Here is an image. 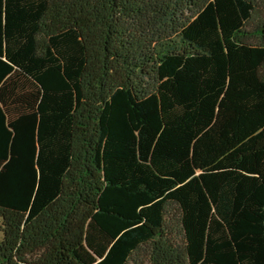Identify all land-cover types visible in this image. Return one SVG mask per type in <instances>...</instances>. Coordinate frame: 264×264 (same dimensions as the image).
I'll list each match as a JSON object with an SVG mask.
<instances>
[{
  "label": "trees",
  "instance_id": "16d2710c",
  "mask_svg": "<svg viewBox=\"0 0 264 264\" xmlns=\"http://www.w3.org/2000/svg\"><path fill=\"white\" fill-rule=\"evenodd\" d=\"M0 264H264V0H0Z\"/></svg>",
  "mask_w": 264,
  "mask_h": 264
}]
</instances>
